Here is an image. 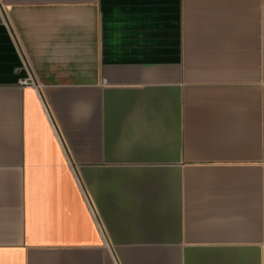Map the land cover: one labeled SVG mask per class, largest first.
I'll use <instances>...</instances> for the list:
<instances>
[{"label": "crops", "instance_id": "1", "mask_svg": "<svg viewBox=\"0 0 264 264\" xmlns=\"http://www.w3.org/2000/svg\"><path fill=\"white\" fill-rule=\"evenodd\" d=\"M0 264H264V0H0Z\"/></svg>", "mask_w": 264, "mask_h": 264}, {"label": "built area", "instance_id": "2", "mask_svg": "<svg viewBox=\"0 0 264 264\" xmlns=\"http://www.w3.org/2000/svg\"><path fill=\"white\" fill-rule=\"evenodd\" d=\"M22 63H21V68L26 70L27 76L25 78H22L20 81V84L22 86H32L36 88L37 90L40 89L41 84L37 81L32 69L29 60L27 59L26 56L22 57Z\"/></svg>", "mask_w": 264, "mask_h": 264}]
</instances>
